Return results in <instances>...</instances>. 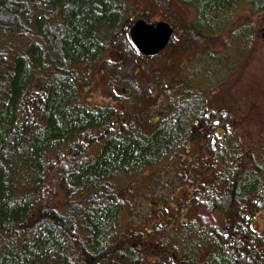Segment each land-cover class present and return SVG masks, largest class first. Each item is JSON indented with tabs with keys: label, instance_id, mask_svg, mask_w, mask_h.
Here are the masks:
<instances>
[{
	"label": "trees",
	"instance_id": "16d2710c",
	"mask_svg": "<svg viewBox=\"0 0 264 264\" xmlns=\"http://www.w3.org/2000/svg\"><path fill=\"white\" fill-rule=\"evenodd\" d=\"M181 1L197 8L184 27L205 32L240 1L264 11V0ZM133 5L0 0V264H264V135L244 151L204 116L199 91L124 109L129 119L81 97L85 69L129 41ZM202 124L222 130L199 150ZM160 174L180 182L134 215Z\"/></svg>",
	"mask_w": 264,
	"mask_h": 264
},
{
	"label": "rangeland",
	"instance_id": "374dc122",
	"mask_svg": "<svg viewBox=\"0 0 264 264\" xmlns=\"http://www.w3.org/2000/svg\"><path fill=\"white\" fill-rule=\"evenodd\" d=\"M132 1L134 16L146 20L165 18L174 24L171 23L174 26L171 42L154 56H140L132 49L130 38L129 43L123 36L85 69L81 97L96 104L111 103L123 111L122 119H129L126 110L137 113L150 107L160 108V102L168 96H172L169 102L177 104L196 97L194 94L199 91L206 96L204 116L211 122L221 118V122L227 123L244 151L259 144L264 135V11L254 12L250 3L240 1L229 23L227 17L221 24L218 17H211L207 23L211 28L205 32L194 26L184 27L186 22L191 25L197 19V8L191 3ZM124 88L130 90L124 92ZM202 130L200 139L192 142V146L198 148L208 134L222 128L214 130L202 124ZM183 162L177 163L179 169H185ZM154 179L155 183L143 182L142 185L151 187L149 191L142 189L134 215H146L151 209L148 193L156 194L161 187L174 189L180 182L163 174ZM263 213L261 209L256 218Z\"/></svg>",
	"mask_w": 264,
	"mask_h": 264
},
{
	"label": "water",
	"instance_id": "95a60500",
	"mask_svg": "<svg viewBox=\"0 0 264 264\" xmlns=\"http://www.w3.org/2000/svg\"><path fill=\"white\" fill-rule=\"evenodd\" d=\"M129 38L134 47L142 55H156L171 42L174 26L159 19L145 20L135 18L129 26ZM129 89L124 88V92Z\"/></svg>",
	"mask_w": 264,
	"mask_h": 264
}]
</instances>
